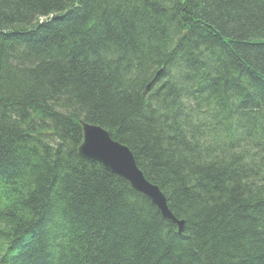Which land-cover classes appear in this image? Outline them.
<instances>
[{"label":"trees","instance_id":"obj_1","mask_svg":"<svg viewBox=\"0 0 264 264\" xmlns=\"http://www.w3.org/2000/svg\"><path fill=\"white\" fill-rule=\"evenodd\" d=\"M202 48L218 67L189 68L207 84L190 108L169 80ZM80 122L130 150L183 232L78 157ZM0 264H264V0H0Z\"/></svg>","mask_w":264,"mask_h":264},{"label":"water","instance_id":"obj_2","mask_svg":"<svg viewBox=\"0 0 264 264\" xmlns=\"http://www.w3.org/2000/svg\"><path fill=\"white\" fill-rule=\"evenodd\" d=\"M82 131L83 139L78 148L80 156L98 161L107 171L125 180L132 189L144 193L165 218L173 220L164 195L144 178L126 147L112 140L100 127L82 124ZM179 224L181 227V222Z\"/></svg>","mask_w":264,"mask_h":264},{"label":"bare ground","instance_id":"obj_3","mask_svg":"<svg viewBox=\"0 0 264 264\" xmlns=\"http://www.w3.org/2000/svg\"><path fill=\"white\" fill-rule=\"evenodd\" d=\"M50 19V18H49ZM201 54L202 53H199V56H201ZM180 55H181V57H182V54L180 53ZM207 61H209V59L207 60ZM210 62V61H209ZM205 68V66L204 65H200V69L201 70H203ZM181 71H183V70H181ZM180 71V72H181ZM179 75V73L178 72H176L175 73V75H173V76H178ZM147 76H149V84L144 88V90H148V91H151V92H157V91H162L163 90V88L166 86V82H165V80L162 78V76L161 75H158L157 74V72L155 73V74H153L152 73V70H150V73L147 75ZM214 76V75H213ZM199 79H200V81H201V75L199 76ZM194 82H196L197 84H199V82H197L196 80H194ZM202 83V82H201ZM200 83V84H201ZM173 84L176 86V89H178V92H179V97H183L182 98V100H184V99H186L187 97H192V96H196V97H198V98H200V99H203V96L205 95L204 94V92H203V90L202 89H200V88H196V87H199V86H201L202 88H204L205 89V87L207 86V84H205V83H202L201 85H196L195 87L193 86V85H191L188 89L187 88H185V85H187V83L186 84H184V83H181V82H173ZM177 84H182L181 86H178ZM189 84V83H188ZM185 89H186V91H185ZM188 90H190L191 92L190 93H188L187 91ZM202 90V91H201ZM147 91V92H148ZM207 91V89L205 90V92ZM188 99H190V98H188ZM186 101V100H185ZM189 101V102H188ZM187 101V104H191L192 105V101H190V100H188ZM205 111V110H204ZM218 112H219V114H217V118H219V116H222V117H224V113H223V111H221V110H218ZM223 119V118H222ZM81 123V129H82V124H85V123H83V122H80ZM93 126H97L98 127V125H93ZM101 128V127H100ZM101 129H103V128H101ZM105 131V130H104ZM106 133H107V131H105ZM82 139H83V132H82V138H81V142H82ZM81 142H80V144H81ZM79 144V145H80ZM223 144L224 145H226V147H228L229 146V139H228V137H225V140L223 141ZM79 145H78V147H77V154H78V148H79ZM122 145V144H121ZM122 146H124V145H122ZM124 147H126V146H124ZM127 148V147H126ZM128 149V148H127ZM129 150V149H128ZM130 151V150H129ZM241 152L243 153V155L245 156V158H244V160H245V162H248L249 161V158L251 159L253 156H248V154H247V149L246 148H242L241 149ZM78 157L79 158H81V159H83V160H85V161H88V162H90V163H98V164H100L98 161H91V160H88V159H85L84 157H82V156H80L79 154H78ZM249 157V158H248ZM250 162V161H249ZM150 183V182H149ZM151 184V183H150ZM151 185H154V184H151ZM154 186H156V185H154ZM157 187V186H156ZM158 188V187H157ZM134 190V189H133ZM158 190L164 195V193L158 188ZM136 191V190H135ZM137 192H139V191H137ZM139 193H141V192H139ZM142 195H144V193H141ZM164 197H165V195H164ZM149 199V198H148ZM149 201L156 207V209L159 211V209L157 208V206L149 199ZM159 213H160V215H161V217L162 218H164L165 220H167V221H169V222H171V223H174L175 225H176V232L177 233H181V232H183V227H184V225H183V222L182 221H180V220H178V219H176L172 214V217H173V220H170V219H167V218H165L162 214H161V212L159 211ZM181 222V227L179 226L180 223ZM54 222H52L51 224H50V226L51 227H54V228H50V226H49V228H50V231H52L51 232V234L49 235V232L46 234V244H47V248H48V251L50 252V254L53 256V259H57L61 254H62V249H63V247L64 248H66V245H67V243H68V241H66L65 242V235L64 236H62V234H63V232H62V230H60L59 231V228L57 227L56 228V226H54V224H53ZM47 226V225H46ZM48 227V226H47ZM61 227H63V225L62 226H60V228ZM49 247H51V248H49ZM52 248H53V250H52Z\"/></svg>","mask_w":264,"mask_h":264},{"label":"rangeland","instance_id":"obj_4","mask_svg":"<svg viewBox=\"0 0 264 264\" xmlns=\"http://www.w3.org/2000/svg\"><path fill=\"white\" fill-rule=\"evenodd\" d=\"M218 49H215V50H213V52L214 51H217ZM201 56H199V54H195L194 55V58L196 59V61H192L189 65H187V66H184L185 68H182V65L180 64V66H181V68H182V70L183 71H181V73L179 74V76H174L172 79H170L169 81L170 82H181V83H184V84H186L187 83V85H185V88H189L191 85H192V83L194 82V80H196V81H200V79H199V76H200V74H199V72L197 71V73H195V74H191L193 71L192 70H189V68L190 67H193V69L195 70V68H197V66L200 68V65H204L205 66V64L206 65H208V66H205V67H208V68H212V67H218L217 66V64L216 63H214V64H212L211 62H207V60H206V57H208L209 56V53H208V51H207V49L205 48H202L201 49ZM217 53V52H216ZM177 56H179V57H181V55L180 54H176ZM217 55L219 56V54L217 53ZM220 58H221V56H220ZM179 64V61L178 60H176V58H174V64ZM190 72H189V71ZM201 70V69H200ZM189 72V73H188ZM189 74V78H187L188 80H189V82L188 81H186V80H184L183 78H182V76H183V74L184 75H187V74ZM171 74L172 75H175V71L173 72H171ZM212 75V74H211ZM213 76V75H212ZM238 76H236V80H238V78H237ZM241 78H239V80H240ZM242 80V79H241ZM189 83V84H188ZM178 86H181L180 84H177ZM197 88V87H196ZM200 89H203V88H200ZM205 90V89H204ZM185 91H186V89H185ZM202 91V90H201ZM188 93H190L191 91L190 90H188L187 91ZM203 92H205V91H203ZM261 92V91H260ZM254 93V92H253ZM252 92L251 93H249L250 95H251V98H253L252 96L254 95ZM209 96V95H208ZM205 97V96H204ZM203 101V100H202ZM210 101V100H209ZM241 102L243 103V104H246V102L247 101H245L243 98H242V100H241ZM183 104L185 105V106H187L188 104H187V101H185V100H183ZM192 107V105H190V108ZM193 108V107H192ZM184 112V114H186L187 115V111L186 110H183L182 111V113ZM250 117V116H249ZM213 118H214V115H213ZM246 118H248V116L246 117ZM253 118V117H252ZM185 120H187V119H185ZM214 121H215V118H214ZM243 122L244 123H246V124H248V121H246V120H243ZM83 132V131H82ZM217 138H219V139H221L222 138V135H221V132H216L215 133V139H217ZM214 139V140H215ZM209 142L211 143L212 141L211 140H209ZM51 222L50 223H52V220H50ZM48 227L46 228V231H47V233L49 232V235L51 234V232L52 231H50V228H54V227H51L50 226V224H48L47 225ZM49 226H50V228H49ZM46 246H47V244H46ZM49 248H51V247H49ZM52 250H53V248H52Z\"/></svg>","mask_w":264,"mask_h":264}]
</instances>
